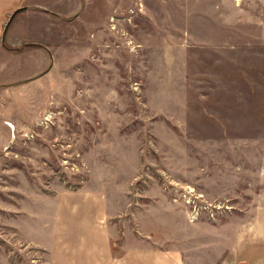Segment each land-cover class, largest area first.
<instances>
[{"label":"rangeland","instance_id":"obj_1","mask_svg":"<svg viewBox=\"0 0 264 264\" xmlns=\"http://www.w3.org/2000/svg\"><path fill=\"white\" fill-rule=\"evenodd\" d=\"M21 8L0 56V264H84L105 227L120 254L128 201L214 225L264 205V0Z\"/></svg>","mask_w":264,"mask_h":264},{"label":"crops","instance_id":"obj_2","mask_svg":"<svg viewBox=\"0 0 264 264\" xmlns=\"http://www.w3.org/2000/svg\"><path fill=\"white\" fill-rule=\"evenodd\" d=\"M23 1L0 0V56L6 52L5 38L17 13L2 38L5 25ZM101 201L97 196L88 205L85 216L90 217ZM160 201V210L155 216L150 214L151 206L146 203V208L139 210L145 211L144 215L133 211L132 217L128 201L124 210L130 227L121 253L114 255L112 249L119 229L115 230L114 237L106 227L105 231L98 229L94 231L95 240L86 237L93 252L86 253L91 258L84 264H264V205L254 203L253 208L245 205L244 209L237 210L244 206L237 200L239 208L224 214L230 219L214 225L208 220L188 221L181 209L174 207L172 201L167 202L165 195L160 196ZM120 214L116 212L113 216ZM154 217L158 220L150 224L148 219Z\"/></svg>","mask_w":264,"mask_h":264},{"label":"water","instance_id":"obj_3","mask_svg":"<svg viewBox=\"0 0 264 264\" xmlns=\"http://www.w3.org/2000/svg\"><path fill=\"white\" fill-rule=\"evenodd\" d=\"M22 9H23V8H21V7L18 8V9H16V10L14 11V13L11 15V17L8 19L7 24L5 25V28H4V30H3L2 38L5 37L6 30H7V28H8V25H9L11 19L13 18V16H14L17 12L21 11Z\"/></svg>","mask_w":264,"mask_h":264},{"label":"built area","instance_id":"obj_4","mask_svg":"<svg viewBox=\"0 0 264 264\" xmlns=\"http://www.w3.org/2000/svg\"><path fill=\"white\" fill-rule=\"evenodd\" d=\"M185 196H186V194L182 195V197H185ZM186 201H187V199H186ZM189 215L195 217L197 214H196V212L190 211Z\"/></svg>","mask_w":264,"mask_h":264}]
</instances>
